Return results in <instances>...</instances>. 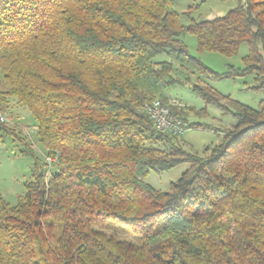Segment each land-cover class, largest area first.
<instances>
[{
	"label": "trees",
	"instance_id": "16d2710c",
	"mask_svg": "<svg viewBox=\"0 0 264 264\" xmlns=\"http://www.w3.org/2000/svg\"><path fill=\"white\" fill-rule=\"evenodd\" d=\"M175 1L0 0V111L27 109L44 154L0 124L33 162L16 203L0 196V264H264V98L252 109L202 85L252 75L264 92V0L187 25ZM185 34L229 57L246 44L243 66L210 70ZM161 55L196 73L191 90L234 121L202 155L146 113L180 83ZM181 164L167 191L142 180ZM108 222L132 239L106 233Z\"/></svg>",
	"mask_w": 264,
	"mask_h": 264
},
{
	"label": "rangeland",
	"instance_id": "374dc122",
	"mask_svg": "<svg viewBox=\"0 0 264 264\" xmlns=\"http://www.w3.org/2000/svg\"><path fill=\"white\" fill-rule=\"evenodd\" d=\"M237 0H176L172 9L180 15L183 25L191 21L213 19L224 15L235 7ZM186 45L189 55L200 60L210 70L223 74L233 68L243 66L242 58L247 54L248 47L242 44L236 55L224 56L219 53L203 51L196 48V39L192 35L185 34L181 37ZM156 61H169L175 71L173 76L180 80L169 92L167 106H171L178 121L190 127L183 135L177 136V143L188 153L202 155L207 147L218 144L221 140L220 132L228 130L234 124L230 114H225L221 108L215 105H205L204 102L191 90L197 83L198 75L192 71H179L178 64L173 58L161 55ZM207 84L231 100L237 101L252 109L258 108V103L264 98L262 90H255V82L252 75L243 77H224L219 79L204 78L202 85ZM0 76V89H2ZM4 111H0L5 117V125L9 129H20L19 137L24 140L27 147L31 148L39 159H44L41 146L36 141V128L33 125L32 116L27 109L19 108L13 102H8ZM166 105V104H164ZM227 106V103H224ZM194 108V109H192ZM205 109V114L201 112ZM190 124H195L190 126ZM22 143L5 136L0 138V196L11 206L16 203L17 197L24 192V183L29 180L32 168V160L20 153ZM49 163V160H47ZM188 168L181 164L169 171L157 172L150 170L142 180L159 191H167L169 184L176 181ZM106 233L121 240H131V236L120 231L121 227L113 222L106 224Z\"/></svg>",
	"mask_w": 264,
	"mask_h": 264
},
{
	"label": "built area",
	"instance_id": "2783aa9c",
	"mask_svg": "<svg viewBox=\"0 0 264 264\" xmlns=\"http://www.w3.org/2000/svg\"><path fill=\"white\" fill-rule=\"evenodd\" d=\"M146 113L151 119L155 130L161 133L180 136L188 130L185 124L172 116L169 107L160 101H154L147 106ZM5 119L6 117L0 112V124H4Z\"/></svg>",
	"mask_w": 264,
	"mask_h": 264
}]
</instances>
